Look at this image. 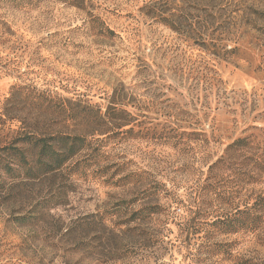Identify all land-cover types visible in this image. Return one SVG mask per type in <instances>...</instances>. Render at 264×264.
<instances>
[{"label": "rangeland", "instance_id": "rangeland-1", "mask_svg": "<svg viewBox=\"0 0 264 264\" xmlns=\"http://www.w3.org/2000/svg\"><path fill=\"white\" fill-rule=\"evenodd\" d=\"M75 101L131 114L102 137L109 174L126 180L75 175L38 229L11 225L24 210L0 202V264H264V212L256 233L211 223L239 224L264 199V0H0V113L14 117L0 145L69 123L55 108ZM147 205L158 214L128 220ZM91 218L94 230L66 233Z\"/></svg>", "mask_w": 264, "mask_h": 264}, {"label": "trees", "instance_id": "trees-1", "mask_svg": "<svg viewBox=\"0 0 264 264\" xmlns=\"http://www.w3.org/2000/svg\"><path fill=\"white\" fill-rule=\"evenodd\" d=\"M152 15L171 30H179L174 21L170 19V15L166 16L158 10ZM209 47H212V51L217 54L214 45ZM11 101V98L7 100L8 103ZM71 105L69 107L66 103L58 104L55 108L57 115L68 117L69 123L63 120L43 126L36 125L32 130L23 127L19 129L21 134L8 143L0 145V202L5 206L20 203V209L24 210L19 215L9 216L7 222L11 225L20 229H38L41 225L43 226L50 208L63 204L62 200H65L64 193H60L62 188H67V183L64 182L74 178L75 175L84 177L87 169L94 168L93 174L99 179L109 175L105 182H111L114 186L125 182L126 178L122 176L113 181V174L115 175L120 170L118 167L109 174L111 167L106 163L108 155L104 151L105 139L102 137L118 134L122 128L128 126L131 114L116 104L108 106L103 112L98 109L93 110L89 106L79 107L76 101ZM8 111L7 108L0 113V131L7 125H11L10 121L14 119L13 116H8ZM243 143L244 141L238 140L230 146L242 148ZM45 181H49L51 185L56 182L54 184L56 185L55 193L49 192L44 196L33 197L35 194L28 191L29 186ZM216 197L218 200L222 198L220 194ZM123 205V202L118 203L116 208L107 211L109 217L106 220L116 217L121 211L127 212V204ZM24 206H26L25 209H23ZM157 210V206L149 205L132 210L128 220L130 222L147 221L153 215L158 214ZM263 212L264 199L258 198L254 204L246 203L242 210H237L235 214H242L239 224L232 223L226 214L215 216L211 223L217 227H223L224 230L228 229V231L241 228L256 233L263 221L261 218ZM95 220L91 218L81 223L74 222L66 233L76 232L81 228L92 231L97 224Z\"/></svg>", "mask_w": 264, "mask_h": 264}]
</instances>
